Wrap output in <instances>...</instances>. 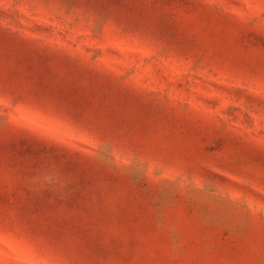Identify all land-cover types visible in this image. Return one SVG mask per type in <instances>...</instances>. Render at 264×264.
<instances>
[{"label": "rangeland", "instance_id": "obj_1", "mask_svg": "<svg viewBox=\"0 0 264 264\" xmlns=\"http://www.w3.org/2000/svg\"><path fill=\"white\" fill-rule=\"evenodd\" d=\"M0 264H264V0H0Z\"/></svg>", "mask_w": 264, "mask_h": 264}]
</instances>
